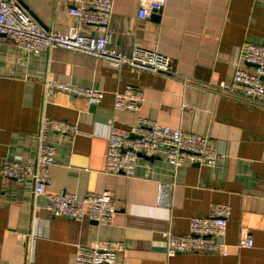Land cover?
Instances as JSON below:
<instances>
[{
	"label": "crops",
	"instance_id": "obj_1",
	"mask_svg": "<svg viewBox=\"0 0 264 264\" xmlns=\"http://www.w3.org/2000/svg\"><path fill=\"white\" fill-rule=\"evenodd\" d=\"M22 1L46 29L66 33L78 25L66 0ZM113 2L111 46L127 55L135 47L162 53L174 75L116 68L60 48L31 53L0 38V166L5 159L34 162L45 112L80 131H50L57 151L47 190L79 197L110 191L117 206L111 223L56 217L46 197L35 195L31 178L0 174V264H75L79 245L96 240L122 241L116 257L121 264H264V102L225 97L218 87L232 80L237 64L252 69L239 51L245 43L264 45V0H166L159 15L144 19L138 16L140 0ZM80 31L100 35L103 27ZM45 78L93 87L105 98L91 105L58 93L45 101ZM130 87L143 93L140 109L116 110L115 93ZM140 118L206 136L224 162L186 161L175 168L165 155L142 156L133 177L107 174L108 126L126 129ZM158 181L177 184L170 208L157 203ZM213 204L230 207L227 231L216 238L229 245V253L168 255L163 233L187 234L191 219L209 215ZM244 233L253 247L240 245Z\"/></svg>",
	"mask_w": 264,
	"mask_h": 264
},
{
	"label": "built area",
	"instance_id": "obj_2",
	"mask_svg": "<svg viewBox=\"0 0 264 264\" xmlns=\"http://www.w3.org/2000/svg\"><path fill=\"white\" fill-rule=\"evenodd\" d=\"M165 1L140 0L139 18L144 19L158 11ZM66 2L70 5V12L75 16L78 25L63 33L43 27L19 0H0V38L6 37L18 47L36 54L60 48L105 59L116 68L126 65L167 76L176 73L171 59L162 53L135 47L133 53L127 55L111 46L110 24L113 19V0H66ZM85 25L103 27V32L100 35L84 34L80 30ZM239 59L250 63L252 69L237 64L232 80L223 81L218 85L221 95L236 100L250 99L259 103L264 102V45L245 43L240 48ZM58 93L82 97L91 105H98L105 98L102 90L45 78L43 87L45 101ZM142 101V91L130 87L115 93L114 108L137 111ZM108 127L105 167L107 174L133 177L137 160L142 156L152 158L165 155L175 168L186 161L218 165L225 160L222 153L211 148L206 136L180 127L164 125L158 120L140 118L137 123L126 129L115 125ZM50 131L62 136H76L80 133L77 125L52 118L43 112L37 133L38 145L34 162L20 163L5 159L1 163L0 174L17 180L31 178L34 182L35 195L46 197L47 209L53 216L111 223L117 212V206L110 191L79 197L64 190L57 193L47 190V186L51 183L50 169L55 163L57 151L56 146L49 139ZM176 186L174 181H158L156 198L158 205L169 208L173 206ZM229 215L228 205L213 204L209 215L191 219L187 234L164 232L168 255L190 251L227 255L229 245L219 243L216 238L226 233ZM20 236L23 239L27 238L25 234ZM240 245L253 247L252 236L247 233L242 234ZM124 247L122 241L115 240H96L90 245H79L75 264H121L116 257Z\"/></svg>",
	"mask_w": 264,
	"mask_h": 264
},
{
	"label": "water",
	"instance_id": "obj_3",
	"mask_svg": "<svg viewBox=\"0 0 264 264\" xmlns=\"http://www.w3.org/2000/svg\"><path fill=\"white\" fill-rule=\"evenodd\" d=\"M19 1L26 7L25 3L22 0H19ZM161 10H162V7L158 11L154 12V14L159 15V13L161 12ZM248 64L251 65L250 63H248Z\"/></svg>",
	"mask_w": 264,
	"mask_h": 264
}]
</instances>
